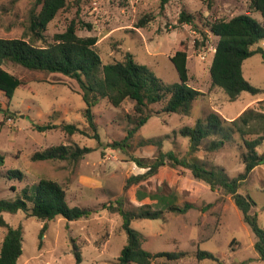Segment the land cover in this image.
<instances>
[{"label": "rangeland", "instance_id": "obj_1", "mask_svg": "<svg viewBox=\"0 0 264 264\" xmlns=\"http://www.w3.org/2000/svg\"><path fill=\"white\" fill-rule=\"evenodd\" d=\"M36 0H0V38L24 36L29 13ZM161 0H67V6L49 24L48 41L63 33L68 25L77 23L80 37H97V48L103 64L122 61L127 53L147 66L168 84L180 82L171 57L182 46L188 52L189 85L202 92L193 105L190 116L161 113L163 105H151V118L132 138L134 102L127 100L120 107L101 100L94 108L99 139L90 130L83 112L82 97L68 86V79L56 74L30 71L7 63L4 69L23 81L9 100L0 91V156L4 165L0 172V200L15 199L21 190L41 178L61 184L67 192L70 206L94 209V214L68 222L59 216L49 222L41 238L42 222L23 211L5 214L7 223L23 231V254L18 264H120L119 257L127 244L122 217L104 209L122 201L126 210L147 205L153 211H163L161 219H139L132 228L140 231L143 248L153 254L184 253L179 260L164 257L152 264H264L254 244L256 238L245 223L242 212L230 195L195 179L190 170L166 164L158 172L126 188L127 181L147 173L135 159L153 162L159 152H174L179 158L203 159L209 167H223L230 177L244 172L242 156L245 147L236 135L223 149L207 152L201 148L191 153L190 136L183 128H194L199 119L216 112L228 121L237 119L247 109H261L264 92L253 96L243 92L236 102H229L220 88L212 87L210 66L219 40L208 25L220 19H231L250 11L251 0H171L160 9ZM185 10L193 16V24L180 23ZM262 21L259 13L250 14ZM148 17L143 27L138 22ZM90 24L92 28L85 27ZM91 29V30H89ZM262 45V44H261ZM264 48V44L261 46ZM245 79L264 90V60L254 55L243 64ZM264 110V108H263ZM63 123L75 124L84 134L68 135ZM57 125L40 132L35 125ZM73 145L89 148L78 163L67 161H32L38 151L51 146ZM258 151L264 154V144ZM18 170L22 180H8L6 173ZM12 187H15V191ZM239 192L256 203L254 211L264 229V165L256 167ZM191 203L186 213L173 211ZM7 229H0V247ZM215 255L198 260L197 251Z\"/></svg>", "mask_w": 264, "mask_h": 264}, {"label": "trees", "instance_id": "obj_2", "mask_svg": "<svg viewBox=\"0 0 264 264\" xmlns=\"http://www.w3.org/2000/svg\"><path fill=\"white\" fill-rule=\"evenodd\" d=\"M171 0H161L160 9ZM210 3L212 0H208ZM67 0H36L29 13L28 25L22 38H0V91L11 100L24 83L15 75L4 69L7 63L19 65L30 71H41L60 75L68 79L67 86L80 95L86 104L83 115L95 139H99L94 108L101 100L115 107H120L125 101L134 102L136 118L133 128L127 138H132L151 118V105H163L161 113L190 116L194 102L203 93L189 85L188 52L182 46L171 57L180 82L168 84L158 78L147 66L137 62L133 55L127 53L122 61L103 64L97 48V37H80L77 34V23L72 21L63 33L55 34L48 41L45 32L56 16L66 8ZM257 12L262 21L250 14ZM148 17L141 19L137 26L143 27ZM180 23L193 24V16L183 10L180 13ZM85 27L92 28L90 24ZM91 30V29H89ZM208 30L219 38L210 66L212 87L222 89L229 102H236L243 92L257 96L264 92L249 83L243 73L244 62L254 55H261L264 60V0H251L250 11L231 19H220L211 22ZM261 109H247L237 119L228 121L216 112L199 119L194 128L185 127L184 136H190L191 153L197 152L204 141L213 137L207 143V152H216L230 144L236 135L246 149L242 156L244 172L236 177H230L223 167H209L203 159L192 157L190 160L179 158L174 152L162 153L153 162L146 163L140 159L135 162L141 168H147L144 175L127 181L126 188L135 182H140L155 175L158 170L168 164L173 168L182 167L190 170L193 177L210 186L212 191L221 190L230 195L232 201L242 212L255 235L254 244L259 258L264 262V229L258 222V214L254 211L256 203L248 195L239 192L241 186L250 174L260 165H264V154L258 151L264 144V101H260ZM57 125H35L36 130L44 132L57 128ZM61 128L70 136L84 134L75 124L63 123ZM91 149L73 145L51 146L33 154L32 161H67L78 163L90 153ZM4 159L0 156V168ZM0 178L2 174L0 172ZM8 180H22V173L9 170ZM15 191V187H12ZM194 208L186 203L183 208L171 207L173 211L186 213ZM104 209L117 213L122 217V227L127 234V244L119 257L120 264H152L154 259L164 257L168 260H179L184 253L153 254L143 248L144 235L132 228V222L139 219H161L163 211H153L147 205L126 210L122 201L116 205L104 206ZM23 211L28 217L42 222V238L48 230L49 222L62 216L68 222L88 218L94 214V209L70 206L67 202L66 189L56 181L41 178L38 183L24 187L15 199L0 200V229H7L5 239L0 247V264H18L23 254V231L19 226H10L4 215ZM77 263L82 261L77 251ZM197 259L217 261L215 255L208 251H197Z\"/></svg>", "mask_w": 264, "mask_h": 264}, {"label": "crops", "instance_id": "obj_3", "mask_svg": "<svg viewBox=\"0 0 264 264\" xmlns=\"http://www.w3.org/2000/svg\"><path fill=\"white\" fill-rule=\"evenodd\" d=\"M263 44H264V43H263ZM263 44H262V45H263Z\"/></svg>", "mask_w": 264, "mask_h": 264}]
</instances>
